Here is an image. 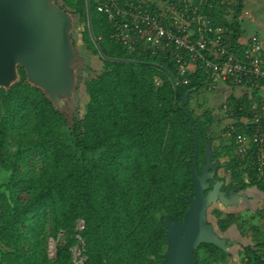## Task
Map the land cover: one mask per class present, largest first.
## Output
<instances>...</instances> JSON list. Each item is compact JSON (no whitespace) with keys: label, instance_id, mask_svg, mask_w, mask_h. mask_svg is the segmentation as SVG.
<instances>
[{"label":"trees","instance_id":"trees-1","mask_svg":"<svg viewBox=\"0 0 264 264\" xmlns=\"http://www.w3.org/2000/svg\"><path fill=\"white\" fill-rule=\"evenodd\" d=\"M73 1L74 6L67 3L85 23L84 47L103 54L101 70L89 67L95 74L83 80L87 103L84 114L74 116L73 130L46 96L26 82L24 68L20 82L9 91L0 88V175L7 173L0 182V264H74L70 248L76 242L78 218L86 222L81 232L85 264H163L168 251L163 221L173 216L183 220L187 195L194 191V136L186 112L199 138V173L206 141L213 142L209 129L215 122L214 108L199 104L202 112L197 114L190 106L193 95L206 87L208 74L196 64L189 83L174 86L173 64L129 54L111 38V23L97 10V0H90L98 48L86 0ZM247 1L233 0L234 14L225 22L230 27L228 48L238 56ZM223 11L218 9L215 23H222ZM230 84L234 89L238 82ZM245 85L248 94H230L227 113L236 132L254 134V126L241 120L251 114L250 103L262 97L259 88ZM193 87L198 89L191 91L183 109V94ZM214 155L218 159L222 153ZM35 157L37 168L30 163ZM254 160V151L240 159L233 156L227 162L231 183L264 192V173H255ZM213 214L221 231L238 224L240 233L254 242L243 246L238 262L231 251L202 243L195 250L196 264H264V207L256 212L262 222L251 227L246 221L239 225L236 214L219 209ZM49 238L57 242L53 258Z\"/></svg>","mask_w":264,"mask_h":264},{"label":"water","instance_id":"water-1","mask_svg":"<svg viewBox=\"0 0 264 264\" xmlns=\"http://www.w3.org/2000/svg\"><path fill=\"white\" fill-rule=\"evenodd\" d=\"M86 5L91 35L99 48L91 29L90 0H86ZM80 21L81 14L66 0H0V88L9 91L20 82V67L24 68L26 82L46 96L72 130L74 116H80L84 74L91 65L90 57L77 48ZM197 89L193 87L184 92L183 109L191 91ZM248 92V88L241 85L234 90L238 98ZM186 114L194 136L191 168L194 191L187 195L189 208L183 220L173 216L163 221L168 242L163 264H196L195 250L202 243L228 251L227 238L221 237L208 220V209L218 200L226 206L237 205L245 197L237 193L226 197L221 190L224 180L211 184L219 167V162L213 160L211 140L206 141L205 163L199 173V138L192 116ZM55 242L51 238V246Z\"/></svg>","mask_w":264,"mask_h":264},{"label":"built area","instance_id":"built-area-1","mask_svg":"<svg viewBox=\"0 0 264 264\" xmlns=\"http://www.w3.org/2000/svg\"><path fill=\"white\" fill-rule=\"evenodd\" d=\"M232 4L233 0H97V10L110 21L111 38L129 54L161 57L171 62L174 86L188 84L189 75L198 64L208 74L209 91L223 85L233 88L230 83L237 80L238 85L249 89L245 84L250 82L259 88V93L264 92V39L257 34L239 37L238 42L243 45L240 56L228 48L230 27L225 22L234 14ZM219 8L224 11L222 23L217 24L214 20ZM223 106L229 107L228 103ZM249 107L251 114L241 121L254 126V134L236 132L232 121L223 130L230 144H235L238 159L254 151L253 168L260 177L264 173V97L260 102L252 101ZM230 172L228 169L227 173ZM85 229V220L78 218L76 242L70 248L74 264H85L88 258L81 234Z\"/></svg>","mask_w":264,"mask_h":264},{"label":"rangeland","instance_id":"rangeland-1","mask_svg":"<svg viewBox=\"0 0 264 264\" xmlns=\"http://www.w3.org/2000/svg\"><path fill=\"white\" fill-rule=\"evenodd\" d=\"M70 3V5L73 4V0H66ZM242 30H243V37L246 38L248 36H251L253 34L259 35L262 39H264V0H248L246 3V7L243 10L242 14ZM85 23L79 24L78 30H77V36H78V47L81 52L87 54L90 57L91 60V66L93 68V71L101 70L103 66V62L101 60V55L96 54L93 50L86 49L82 42V30L84 28ZM91 69L87 70L84 74V79H86L89 75L95 74ZM84 82V81H83ZM232 93L227 91L226 85L222 86V89L216 90V91H209L206 87L203 88L200 92L193 95L191 100V108L196 111L197 114H200L202 112V108L205 107H213L215 111V122L209 129V134L213 136V159L220 162V166L222 169L218 172V176L221 177V173L223 177L229 182H231V174L227 173V162L230 161V159L235 155V151L230 150L231 147L230 140L226 137V132H224L223 128L228 122L233 121L229 115H227V109L222 106L224 103H229L230 101V94ZM81 111L79 115H83L85 112V106L87 103V96H85L84 88L81 89ZM254 96V95H253ZM258 96V95H257ZM261 96V95H260ZM256 97V96H255ZM262 97V96H261ZM199 104H201L203 107H199ZM68 129V127H65V130ZM229 143V144H227ZM10 150H13V147H10ZM222 153L218 159H216L214 154L217 152ZM229 159V160H227ZM32 167H38L39 166V159L33 158L30 161ZM224 173V174H223ZM7 176V173L5 171L1 172L0 175V182H2ZM247 180V179H246ZM244 193L248 194L249 200L247 201H241L239 205H234L230 207H225L224 205H221L219 203L213 204L208 209V220L214 225L216 231L221 235L225 236L230 239V243H233V247L231 248V252L234 255V261L238 262L241 258H243L242 254V248L245 245L252 244L254 241L252 239H247L239 235V227L238 224L232 225L231 231H221L217 226V220L216 217L213 214V211L215 209L222 210L225 213H233L236 214V216L239 218V225L242 224V221H246V227L261 223L262 220L259 216H257L256 212L264 207V192L258 190L256 187H249L247 188ZM23 197L26 198V195L23 194ZM264 226V223L262 224ZM242 228V227H241ZM229 230V229H228ZM60 241H64L63 236H60ZM240 242V244L238 242ZM51 238H49V254L53 251L56 252V245L57 242H55L54 250L51 249ZM50 257L53 258L54 255L50 254ZM234 262V263H235Z\"/></svg>","mask_w":264,"mask_h":264},{"label":"flooded vegetation","instance_id":"flooded-vegetation-1","mask_svg":"<svg viewBox=\"0 0 264 264\" xmlns=\"http://www.w3.org/2000/svg\"><path fill=\"white\" fill-rule=\"evenodd\" d=\"M77 48L79 49V47H78V43H77ZM79 51H80V49H79ZM83 53V52H82ZM88 56V55H87ZM89 67H91L92 68V66L90 65ZM93 69V68H92ZM218 170H217V173H216V175H215V179H213V180H211V184H214V182L216 181V180H224V183L222 184V186H221V190L222 191H224L225 192V195H226V197H230V196H234V195H236V193L237 194H239V195H245L244 194V191L248 188H245V187H243V184H241V183H238V182H234V183H231V182H229V181H227L226 179H225V177H223L222 175H221V177H219L218 175ZM240 186V187H239ZM235 188H238V189H235ZM241 200H245V199H240V201ZM240 201H239V203H240ZM215 203H219V204H221V205H224L221 201H217V202H215ZM214 203V204H215ZM239 203L237 204V205H239ZM225 207H230V206H234V205H224Z\"/></svg>","mask_w":264,"mask_h":264},{"label":"crops","instance_id":"crops-1","mask_svg":"<svg viewBox=\"0 0 264 264\" xmlns=\"http://www.w3.org/2000/svg\"><path fill=\"white\" fill-rule=\"evenodd\" d=\"M227 88V91H229V92H231V91H233V90H235V88L233 89V88H228V87H226ZM221 89H222V87H221ZM248 91H249V89H248ZM260 95L262 96V97H264V92H260ZM212 142V141H211ZM212 144H213V142H212ZM212 144H211V147H212ZM227 144H229V143H227ZM230 145V144H229ZM226 158V157H225ZM227 159V158H226ZM214 160V159H213ZM228 160V159H227ZM217 161V160H216ZM215 160H214V162H216ZM219 162V161H218ZM221 164H220V162H219V167H218V172L220 171V169H222L221 168V166H220ZM224 174V173H223ZM221 175H222V173H221ZM223 176V175H222ZM249 188V187H248ZM245 194V193H244ZM243 196H245L244 198H241V199H245V200H241V201H247V200H249V196H248V194L246 193L245 195H243ZM240 201V202H241ZM248 202V201H247ZM262 223H264V222H262ZM235 225V224H234ZM227 231H231V228H229V230H227ZM239 232H240V230H239ZM220 235V234H219ZM239 235L240 236H242V237H244V238H247V239H249L248 237H245V236H243L241 233H239ZM221 236V235H220ZM221 237H225V236H221ZM227 238V237H226ZM227 242H228V250L229 251H231V248L233 247V245H231V244H233V243H230V239L229 238H227ZM238 242V241H237ZM239 244H240V242H238ZM241 260V259H240Z\"/></svg>","mask_w":264,"mask_h":264},{"label":"bare ground","instance_id":"bare-ground-1","mask_svg":"<svg viewBox=\"0 0 264 264\" xmlns=\"http://www.w3.org/2000/svg\"><path fill=\"white\" fill-rule=\"evenodd\" d=\"M52 250H54V246H52V248H51Z\"/></svg>","mask_w":264,"mask_h":264}]
</instances>
